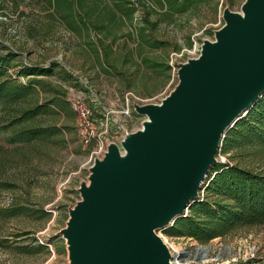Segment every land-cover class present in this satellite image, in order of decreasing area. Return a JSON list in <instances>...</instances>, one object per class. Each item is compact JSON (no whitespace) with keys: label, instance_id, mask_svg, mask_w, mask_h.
<instances>
[{"label":"rangeland","instance_id":"rangeland-1","mask_svg":"<svg viewBox=\"0 0 264 264\" xmlns=\"http://www.w3.org/2000/svg\"><path fill=\"white\" fill-rule=\"evenodd\" d=\"M69 1L0 0V41L24 57L25 63L44 65L53 61L71 75L67 82L58 77L51 80L65 90L62 111L46 121L59 129L52 139L55 142L13 143L15 129L0 113V182L18 184L14 190H0V209L24 204L31 210L44 208L51 213L45 222L33 215L0 220V240L8 239L11 246H0V264L47 263L49 247L48 255L15 249L34 248L41 242L52 245L55 264H70L62 231L70 211L81 200V185L89 183L92 152L101 144L105 148L116 144L122 150L125 139L141 130L146 121L135 107L160 104L178 84L179 65L198 58L204 42L215 41L216 32L224 26V11L241 13L246 0H220L218 6L214 0H207L185 14L173 16L158 0H82L72 11ZM117 5H124L130 13L134 8L133 18L119 11ZM107 10H114L116 18L107 21L104 32L84 27L83 20H95ZM109 31L113 33L110 36ZM145 36L157 47L151 48ZM107 45L110 50L106 52ZM178 47L181 50L176 52ZM148 60L168 62L172 67L169 81L153 73ZM155 86L157 89L149 94ZM76 97L92 112L89 128L96 139L90 147L81 142L82 130L71 104ZM216 158L217 164L229 162L221 154ZM209 179L208 175L203 187ZM157 234L179 264H264V226L241 229L206 245L171 238L164 230ZM201 247L206 253L200 252Z\"/></svg>","mask_w":264,"mask_h":264},{"label":"water","instance_id":"water-1","mask_svg":"<svg viewBox=\"0 0 264 264\" xmlns=\"http://www.w3.org/2000/svg\"><path fill=\"white\" fill-rule=\"evenodd\" d=\"M223 19L175 89L135 107L143 128L95 160L62 231L70 264H175L157 231L187 215L226 133L264 95V0Z\"/></svg>","mask_w":264,"mask_h":264},{"label":"trees","instance_id":"trees-1","mask_svg":"<svg viewBox=\"0 0 264 264\" xmlns=\"http://www.w3.org/2000/svg\"><path fill=\"white\" fill-rule=\"evenodd\" d=\"M207 0H158L160 6L171 16L185 14L193 7ZM216 6L220 0H214ZM82 0L68 2L70 11L80 6ZM130 19L132 13L126 12L124 5H117ZM92 11L87 15L89 18ZM130 13V14H129ZM71 14V13H70ZM116 18L114 10H107L95 20H83L84 27L100 33L107 28V21ZM88 23V24H87ZM154 28L156 25L151 24ZM145 28L142 30L144 35ZM111 31L108 36L112 35ZM146 41L151 48L157 45ZM163 43V42H162ZM191 47V41L188 42ZM104 46V44H103ZM110 50V46H105ZM181 47L176 48L179 52ZM147 62V60H145ZM148 68L164 82L171 78L172 67L168 62L148 60ZM67 82L71 75L56 62L48 64L25 63L24 57L14 52L0 41V113L8 119L13 143L23 145H47L59 134L55 125L46 124L62 111L65 90L62 85H54L53 78ZM157 86L149 91L156 90ZM75 113V112H74ZM76 114V113H75ZM227 156L229 162L216 164L210 169L209 183L200 189L199 198L190 206L186 216L178 218L172 227L163 229L171 238L194 240L206 245L218 238H226L236 231L264 226V95L242 117L223 138L218 155ZM18 184L0 182L1 191H10ZM33 215L40 221L51 217L44 208L31 210L24 204L0 209L1 219H12ZM1 222V221H0ZM1 247H11L8 239L0 240ZM16 247L25 253L37 251L48 255L47 243L35 246Z\"/></svg>","mask_w":264,"mask_h":264},{"label":"built area","instance_id":"built-area-1","mask_svg":"<svg viewBox=\"0 0 264 264\" xmlns=\"http://www.w3.org/2000/svg\"><path fill=\"white\" fill-rule=\"evenodd\" d=\"M71 104L77 116L79 130L80 128L82 130L81 135H80L81 142L82 144H84L85 147H90L93 141L96 139L94 137L95 136L94 132L91 130V127L89 128L90 117H91L92 112L90 108L81 100L80 97L74 98L73 101L71 99ZM88 128L90 132L88 131ZM106 152H107V148H105L104 144H101L100 146H98V148L96 147V149L92 152L90 161L95 162L96 159H102ZM41 243H44V242H41ZM47 246L51 250V255H50L51 257L49 258V261L45 264H55L56 253L54 249L52 248L51 244L47 243Z\"/></svg>","mask_w":264,"mask_h":264},{"label":"bare ground","instance_id":"bare-ground-1","mask_svg":"<svg viewBox=\"0 0 264 264\" xmlns=\"http://www.w3.org/2000/svg\"><path fill=\"white\" fill-rule=\"evenodd\" d=\"M199 250H200L201 253H203V252L201 251V249H199ZM205 253H206V251H205ZM175 264H179V263H176V262H175Z\"/></svg>","mask_w":264,"mask_h":264}]
</instances>
